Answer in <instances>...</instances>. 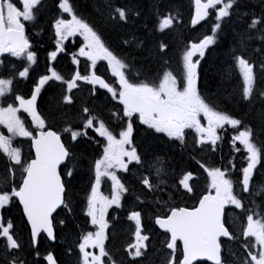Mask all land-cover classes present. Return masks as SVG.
<instances>
[{"label":"snow or ice","instance_id":"1","mask_svg":"<svg viewBox=\"0 0 264 264\" xmlns=\"http://www.w3.org/2000/svg\"><path fill=\"white\" fill-rule=\"evenodd\" d=\"M193 2V27L209 17L210 9L215 10L211 34L187 40L181 55L179 76L165 69L162 75L150 77L141 71L132 76V65L127 58L111 49L95 26L77 14L71 0H58L56 8L59 15L51 23L55 48L47 53L45 74L39 75L33 81L29 93L25 94L16 92L14 84L28 79L38 60L37 52L33 50L26 34L25 22L37 19L42 0H0V125L7 129V135L0 131V153L7 158L5 170L0 172V209L13 204L18 207L22 219L30 228L34 247L41 233L55 240L53 214L57 209L63 207L71 212L67 199L68 181L59 167L65 161L76 159L71 145L81 138L91 139L89 130L102 138L103 143L97 141L101 150L90 164L92 176L85 208V215L96 230L87 231L79 237L76 245L80 253L79 264H125V258L116 260L106 245L110 227L106 214L113 205L122 207V197L130 191L117 173L128 172L133 162L141 166L138 168V172H141L145 163L134 143L137 119L139 125L146 126L153 134L162 133L181 145L186 144V130H193L194 151L210 146L214 152L217 142L221 140L220 133L227 125L233 129V150L246 153V162L237 170L233 161H229L228 165L215 166L193 156L202 173L206 174L207 184L199 195L196 191L198 177L193 170L179 174L173 171L169 176L160 158L152 161L146 170L147 174L139 175L138 179L148 192L169 189L167 200L155 201L159 211L154 215V223L166 234V250L171 251V257H166L163 264H177L176 254L181 243L182 259L178 260V264H193L197 257H206L214 264H225L222 237L242 241L246 256L234 261V264H264V201L256 203L255 197L260 193L253 188L255 170L264 161V142H258L255 130L246 125L243 119L219 110L198 88L200 58L205 56L210 45L216 43L225 18H231L238 0ZM105 9L106 18L114 22L127 23L133 14L131 7L115 5L112 0H106ZM65 14L69 18H65ZM135 15L139 16V12ZM157 17L161 32L181 22L179 13L171 11L166 15L158 11ZM261 24H264V14L261 17L252 15L245 31L237 34V46L232 49L233 65L228 69L229 75L233 68L239 70L242 78L241 98L248 102L254 97L258 79L264 80V58L255 61L245 55L248 42L253 39L250 30L257 29ZM77 34L83 37L84 42L72 54V64L77 66L76 70L65 77L51 62L65 50L64 42ZM259 39L264 42V35ZM123 43L128 44L129 41ZM166 47L165 43H160L159 51L163 52ZM255 51L264 52V49L257 48ZM5 54L20 62L19 65H8V75L3 73ZM78 57L85 58L88 63L83 73L79 68L81 61ZM100 61L106 62V71L114 78L112 82L98 74L97 65ZM50 81L59 82L61 91L59 98L53 96L48 102L46 115L38 100ZM81 82L91 86L90 97H95L98 89H103L110 94L112 101L117 102L119 110L111 112V116L117 118L115 126L88 107L87 100L82 103L76 118H69L70 114L65 109L75 104L73 90H79ZM9 96L13 99L5 106ZM260 96L264 97V91L260 92ZM58 124L64 126L58 127ZM66 135L69 137L68 142L64 139ZM17 138L30 142L28 156L22 146L14 143ZM237 142L242 150L236 146ZM74 171V167L69 168L66 176L73 177ZM234 172L237 173L236 179H233ZM162 176L169 178L161 179ZM105 178L111 181L110 195H104L101 191ZM177 193L195 202L191 206H182L173 200ZM135 199L141 204L145 203L139 195ZM227 206L240 210L239 225L229 223ZM143 215L142 210L135 208L127 213V220L134 222V231L131 233L134 242L124 248L127 258H131L129 264H134L148 250L147 241L150 237L144 234ZM60 224L66 225V221L61 220ZM0 239L4 241L5 264H23L12 254L21 247L15 234V223L10 217L5 221L2 214ZM89 249H98V252ZM44 259L48 264H56L52 252H48Z\"/></svg>","mask_w":264,"mask_h":264},{"label":"trees","instance_id":"2","mask_svg":"<svg viewBox=\"0 0 264 264\" xmlns=\"http://www.w3.org/2000/svg\"><path fill=\"white\" fill-rule=\"evenodd\" d=\"M72 1L82 12L88 14V16L94 17V20L101 29L107 42L113 47L114 51L127 58L135 73L141 71L144 75L152 77L156 74L157 70H160L162 67L177 66L179 48L187 41V39H191V37L193 38L192 35L195 34L187 27L190 7L186 0H112L115 5H126L133 9V14L130 16L127 23L114 22L106 18V0ZM57 2L58 1L56 0H48L45 5H41L38 11L41 12V17L46 14L49 16V13L51 14V12H55L57 10ZM238 3L240 6L246 8L247 15L236 13L223 23L224 26L220 30L217 41L218 43L215 48L208 53L207 66L204 67L202 72V84L206 93L212 97L214 101L220 103L222 106L229 107L231 110L239 113L244 121L249 122L255 130L258 142H264V98L258 97L257 101L254 99L251 102L242 100L239 83L236 80H231L227 69L225 68V71L222 70V68L220 70L217 69L216 72V69L212 68L213 62H216L217 60L221 62L223 61V65L233 62L232 49L234 46H237L233 37V30H239V28L245 30L247 24L250 23L252 15L261 17V15L264 14V0H238ZM158 11L161 14H168L170 11L172 13H179V19H181V22L174 28L170 29V31L161 34L155 30V19L157 18ZM136 12H139V16L135 15ZM41 17L39 24L42 27L44 26V28H47L48 23L41 20ZM262 30H264V24L258 25L257 29L250 30L253 39L248 43L249 45L247 46L246 51L250 56L257 55L262 57L264 55V52H254L257 48L264 49V42L259 39L260 36L264 35V31ZM41 34L42 33L40 32H36L37 40L40 39ZM42 36L46 39L48 36L47 32L43 33ZM125 40H128L129 43L124 44L123 42ZM177 41L179 45L178 49L173 47V43H176ZM160 43H165L167 45L163 52L159 51ZM37 45L38 43H36V46ZM137 45H139V47ZM147 55H149L148 58ZM40 61H44V54L42 53L38 54V64ZM32 77L33 74H30L29 78ZM217 77L219 80L222 79L220 80V85L216 84ZM55 84L56 83L51 82L49 86L47 85L40 98V107L46 115H48V102L53 96L59 98V93L54 87ZM19 87L20 86H17L16 88ZM221 88H226V91H221ZM219 92H221L222 95ZM74 96L75 104L65 109V111L70 114V119L74 120L76 118L81 109L82 103L85 100L88 101V107L93 108L103 117H110L112 103L106 95L97 93L95 97H90V90L82 89L76 92ZM63 126V124H58V127ZM139 140L141 142L140 149L144 151V155H146L149 164L153 159L160 158V160L162 159L163 161V167L168 173H172L173 171L177 173L183 168L189 166L196 167V164H192L190 159L193 156L201 157L198 151L193 150V147L187 144L179 146L177 143H169L164 141L162 137L160 138L146 134L140 135ZM97 149L98 146L94 144L93 141L91 143L86 139H82V141L79 140V142L75 143L73 148L76 159L69 161L67 164V167H74L75 171L73 177L66 179L68 181L67 199L69 206L71 207V212L64 208L61 210L63 215L61 212L58 213V217L62 216V220L64 218L66 219V225H59L61 230L57 236L59 242L54 244V246H56L55 254L61 264H70L71 262L73 263V261L75 263L73 254L69 255L68 251L74 248L77 234L85 226V218L81 213V209L84 193L91 178L90 164ZM222 150L224 153V147H221V149L217 151L216 156L218 157V161L223 160ZM6 160L7 158L1 157L0 154V172L5 170L4 165L7 163ZM162 177V179L169 178L165 176ZM128 185L132 192L131 194L135 197L139 195L142 200L151 203V205L145 204L144 209L146 210L143 211L144 216H151L154 210H159L155 203L157 199L167 200L169 198V190L164 193L165 196L162 194L157 199L145 195L147 194V191L144 190L139 180H134L133 177L130 178ZM176 200H181V198L176 196ZM135 202L136 199L133 201L128 200L125 203L127 206L126 209L138 206ZM5 211H8L7 217H10L15 223V232L18 239H20L21 245L18 252L12 254L22 262L30 259L28 262H30L29 264H32L34 260L29 257L32 250L30 249L29 237L19 212L20 210L15 204H13L5 208ZM122 217H124L123 211H121V215H119V221H122ZM235 223H237V221H235ZM128 238L129 234L127 233L125 224L122 222L116 224L110 242L112 253L121 256L120 248ZM150 243L151 249H153L156 244L155 239L153 238ZM48 248L49 246L41 245L33 255L35 260L39 262L40 256L47 251ZM230 249H235L236 252H238V255L241 256V259L245 256L241 245L237 246L234 244L226 248V258L230 256ZM37 252H39V256H37ZM150 255L149 259L154 260L161 258L159 261L162 260L160 253L154 251V253H151ZM28 262H26V264H28ZM140 263L142 262L140 261ZM230 263L231 262H229V264ZM0 264H5V247L2 245H0Z\"/></svg>","mask_w":264,"mask_h":264},{"label":"rangeland","instance_id":"3","mask_svg":"<svg viewBox=\"0 0 264 264\" xmlns=\"http://www.w3.org/2000/svg\"><path fill=\"white\" fill-rule=\"evenodd\" d=\"M46 4V3H45ZM76 6V5H75ZM247 12H245L244 10H241L240 12H237V14H242V15H244V14H246ZM47 23H48V21H47ZM235 30V29H234ZM233 30V37H234V40H235V44L237 45V41H238V39H239V36L237 35L238 33H242V32H244L245 30L243 29V28H239V30H235L234 31ZM249 43V42H248ZM249 45V44H248ZM173 47L174 48H177L178 49V47H179V45H178V41L176 42V43H173ZM150 51V50H149ZM254 52H255V50H254ZM148 56L149 55H147V58H148ZM224 64V62L222 61H219V60H217L216 62H213V69L215 68L216 69V72H217V69H221L222 68V70H224L225 71V68L227 69V71H228V69H229V64H226V65H223ZM222 65V66H221ZM159 70H157V72H158ZM225 73V72H224ZM150 74H152V73H150ZM155 74V73H154ZM216 80H217V82H216V84L217 85H220V80H222V79H218V77L216 78ZM229 80H230V78H229ZM221 91H226V88H221ZM220 94H221V92H219ZM222 95V94H221ZM239 143V142H238ZM199 153H200V156H201V151H199ZM154 158V157H153ZM157 158H155V159H153L152 161H154V160H156ZM151 161V162H152ZM150 162V163H151ZM264 190V184L263 185H259V184H257L256 185V191H258V192H261V191H263ZM125 227H126V225H125ZM69 246V245H68ZM155 252H158V249L155 251ZM230 252H231V254H230V258L233 260V261H238V260H242L241 259V256H239L238 255V252H236V250L235 249H230ZM151 255H148V257H150ZM161 258H159V259H154V260H152V259H148V261H146V262H143V263H141V264H153V263H156L157 261H159ZM151 262H150V261ZM232 260H230V259H228V261H230L231 262V264H234V262L232 261ZM28 261H30V259H28V260H26V262H28ZM70 264H74V261H73V263L71 262Z\"/></svg>","mask_w":264,"mask_h":264},{"label":"water","instance_id":"4","mask_svg":"<svg viewBox=\"0 0 264 264\" xmlns=\"http://www.w3.org/2000/svg\"><path fill=\"white\" fill-rule=\"evenodd\" d=\"M194 10H195V6H194ZM199 258L207 259L206 257H197L196 259H199ZM208 261H210V260H208ZM210 262L214 263L213 261H210Z\"/></svg>","mask_w":264,"mask_h":264},{"label":"flooded vegetation","instance_id":"5","mask_svg":"<svg viewBox=\"0 0 264 264\" xmlns=\"http://www.w3.org/2000/svg\"><path fill=\"white\" fill-rule=\"evenodd\" d=\"M63 57V56H62ZM140 152H142V153H144L141 149H140ZM160 262V261H159ZM159 262H157V263H159Z\"/></svg>","mask_w":264,"mask_h":264},{"label":"bare ground","instance_id":"6","mask_svg":"<svg viewBox=\"0 0 264 264\" xmlns=\"http://www.w3.org/2000/svg\"><path fill=\"white\" fill-rule=\"evenodd\" d=\"M155 264H158L157 262Z\"/></svg>","mask_w":264,"mask_h":264}]
</instances>
